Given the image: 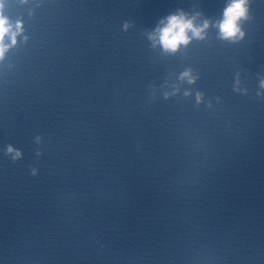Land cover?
<instances>
[{
  "label": "clouds",
  "instance_id": "obj_1",
  "mask_svg": "<svg viewBox=\"0 0 264 264\" xmlns=\"http://www.w3.org/2000/svg\"><path fill=\"white\" fill-rule=\"evenodd\" d=\"M2 0H0V8H2ZM201 14L197 12L195 15L189 16L183 10L170 14L160 21L154 33L150 34L154 44L159 43L165 51L176 52L181 45H187L191 39H204L206 29L209 27V21L205 19L202 24H197L196 19ZM250 19V2L249 0H230L223 9L222 19L215 25L219 30V38L223 40L237 41L243 39L245 32L242 30V21ZM127 29V22L124 25ZM22 31V23L17 21L15 26L11 24L9 19L0 12V59H3L9 45L5 44V39L9 38L12 45L16 43V36ZM191 33V35H189ZM181 78H188L189 83L194 82L191 76V70H187L181 74ZM261 88H264V80L260 82ZM9 153L15 150L9 146ZM21 153L15 151L13 159L19 158Z\"/></svg>",
  "mask_w": 264,
  "mask_h": 264
}]
</instances>
